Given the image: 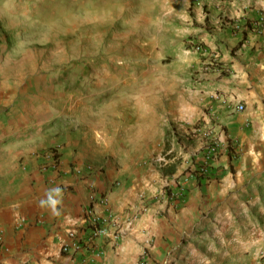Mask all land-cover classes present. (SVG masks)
Segmentation results:
<instances>
[{"label":"crops","instance_id":"obj_1","mask_svg":"<svg viewBox=\"0 0 264 264\" xmlns=\"http://www.w3.org/2000/svg\"><path fill=\"white\" fill-rule=\"evenodd\" d=\"M161 10L179 29L183 47L201 41L207 52L200 55L212 56L225 69L210 68L203 81L199 104L209 109L207 123L191 128L188 150L165 134L159 140L168 158H153L158 147L136 122L130 125L135 144L123 157L105 158L102 151L95 154L97 165L86 160L73 166L70 154L42 157L38 143L24 147L22 117L17 124L8 112L16 113L24 96L3 82L0 71V264H88L78 255L62 254L60 245L70 229L88 231L89 207L112 214L124 231L116 237L111 226L98 241L102 254L90 264H138L140 259L165 264L185 236L201 240L218 228L228 250L218 263L230 264L233 244L238 251H264V0H161ZM3 13L0 8V59L6 61L14 55L8 44L20 39L18 25ZM187 49L177 56L180 69L190 73L200 59L187 61ZM240 103L245 110H237ZM207 128L222 140L215 159L208 157L210 143L197 138L198 130ZM93 189L109 203L91 201ZM49 198L58 201L55 211Z\"/></svg>","mask_w":264,"mask_h":264},{"label":"rangeland","instance_id":"obj_2","mask_svg":"<svg viewBox=\"0 0 264 264\" xmlns=\"http://www.w3.org/2000/svg\"><path fill=\"white\" fill-rule=\"evenodd\" d=\"M160 4L161 0H0L6 20L18 25L20 41L8 44L14 55L0 59V71L3 82L24 96L15 104L16 113L10 108L8 112L17 124L22 117L25 148L38 143L42 157H57V151L70 154L71 166L86 160L97 165L96 153L103 151L105 158L128 153L135 144L130 125L138 123L143 136L158 147L154 159L168 158L158 146L164 134L188 150L195 133L191 128L207 123L209 109L199 104L201 86L218 63L200 55L207 49L197 41L186 45L184 53L189 52L187 61L200 59L198 68L190 73L180 69L182 35L165 11L160 12ZM197 133L200 142L222 144L219 133L210 128ZM153 165L159 173L160 162ZM217 232L201 240L185 236L179 249L167 253L165 264H221L228 250L223 230ZM187 241L190 244L183 247ZM212 241L222 247L215 248ZM236 247L230 246V264H264V251Z\"/></svg>","mask_w":264,"mask_h":264},{"label":"built area","instance_id":"obj_3","mask_svg":"<svg viewBox=\"0 0 264 264\" xmlns=\"http://www.w3.org/2000/svg\"><path fill=\"white\" fill-rule=\"evenodd\" d=\"M259 25V23H258ZM241 28V26H236ZM260 27V26H259ZM262 28H259V31ZM196 49L199 51L201 49L200 45L196 46ZM237 110L243 111L245 110V105L240 103L237 105ZM223 149V145L219 142L212 141L209 144V158H217L216 156ZM51 157H54V154H50ZM207 164L201 166L199 173H205L207 169ZM90 200L101 202L106 205L109 203V198L104 195H99L97 191L94 189L91 190ZM86 214L88 216L89 229L86 233H82L81 230H78L77 227L70 229L67 233V238L61 241L60 251L62 254L68 255H78L81 257L84 263H91V260H94V257H98L102 252L98 247V241L108 236L111 233L110 227L114 226L115 228V236L118 237L124 231L122 226L114 219L112 214L109 215H100L95 211L94 208L89 207L86 208ZM2 240V232L0 231V241ZM144 264V261H142Z\"/></svg>","mask_w":264,"mask_h":264},{"label":"trees","instance_id":"obj_4","mask_svg":"<svg viewBox=\"0 0 264 264\" xmlns=\"http://www.w3.org/2000/svg\"><path fill=\"white\" fill-rule=\"evenodd\" d=\"M244 42V39L238 44V46L236 48H238L242 43ZM215 68H219V69H223V72H225L224 66L222 64H217L215 66ZM56 155L58 156V152L56 151ZM202 175H204L205 173H201Z\"/></svg>","mask_w":264,"mask_h":264},{"label":"clouds","instance_id":"obj_5","mask_svg":"<svg viewBox=\"0 0 264 264\" xmlns=\"http://www.w3.org/2000/svg\"><path fill=\"white\" fill-rule=\"evenodd\" d=\"M45 203L42 201V204ZM47 203L52 207L53 211H55V206L58 203V201L52 200L51 198H49V200L47 201Z\"/></svg>","mask_w":264,"mask_h":264}]
</instances>
